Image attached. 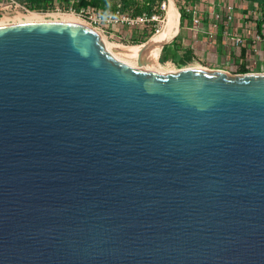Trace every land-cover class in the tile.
Instances as JSON below:
<instances>
[{
  "label": "water",
  "instance_id": "obj_1",
  "mask_svg": "<svg viewBox=\"0 0 264 264\" xmlns=\"http://www.w3.org/2000/svg\"><path fill=\"white\" fill-rule=\"evenodd\" d=\"M152 48L0 26V264H264V72H147Z\"/></svg>",
  "mask_w": 264,
  "mask_h": 264
},
{
  "label": "rangeland",
  "instance_id": "obj_2",
  "mask_svg": "<svg viewBox=\"0 0 264 264\" xmlns=\"http://www.w3.org/2000/svg\"><path fill=\"white\" fill-rule=\"evenodd\" d=\"M186 1L188 0H174L180 14V27L178 33L169 37L160 47L156 63L164 68V72L158 73L173 74L194 66L209 70H224L232 77L239 74L264 72V40L255 41L254 36L258 21L262 20L264 16L261 5L250 0H238L240 11L237 15L239 17H236L239 18V21L246 22L250 29L246 35L242 34L245 37L244 45L236 47L231 38L224 37V41L216 40L217 47L213 46L211 42H206V45L199 48L194 43V39L189 38V42H183L184 46L176 48L174 41L184 36L183 26L185 27L188 22L184 8ZM189 1L196 2V0ZM228 1L231 3L237 0ZM81 2L82 0H0V21L6 25L21 23V20L18 19L31 12L39 14L41 19L46 21H57V19L71 14L78 17L82 23L96 29L108 49V43L117 47L122 45V48L144 45L158 34V30L162 32L165 29L170 18V0H111V4L108 6ZM79 4H83V7L78 11L76 6ZM238 8H235V13ZM118 10L120 14H117ZM204 14H207L205 10ZM111 16L114 21L122 17L130 18V20L123 25L115 23L106 26L105 20ZM140 18L145 21H140ZM214 18L216 19L215 15ZM101 28H104L105 31H101ZM232 31L236 33L235 30L232 29ZM207 52H211L213 55L207 57L205 56ZM241 65H244L245 69Z\"/></svg>",
  "mask_w": 264,
  "mask_h": 264
},
{
  "label": "bare ground",
  "instance_id": "obj_3",
  "mask_svg": "<svg viewBox=\"0 0 264 264\" xmlns=\"http://www.w3.org/2000/svg\"><path fill=\"white\" fill-rule=\"evenodd\" d=\"M169 15H170V18H169V21H168L165 29L162 32H159L158 34L154 35L150 41V43L153 44V48L147 53V55L149 57V60L151 62H153V64L148 65V67L146 69L147 72H154V73H158V72L163 73L164 72V68L161 65H157L156 56L160 52V47L165 43V41L169 37L176 35L179 31V27H180L179 15L180 14H179V11L177 9V6L175 5L174 0H170ZM18 20H21L20 21L21 23L46 21V20L41 19L40 15L35 13V12H31V13L27 14L25 17H22ZM57 21L74 23V24H81V25L87 26L85 23H82L78 19V17L71 15V14L65 15V16L61 17L60 19H57ZM15 24H18V23H15ZM4 25H6V23H3V21H0V26H4ZM108 44H109L108 50H109V52H111L112 56L122 60L121 62L129 64L130 66H132L135 69L139 68L138 67V58H139L140 52L143 49L144 45L122 48V45H120L121 47H117L112 43H108ZM191 68L200 69L201 67L200 66H194Z\"/></svg>",
  "mask_w": 264,
  "mask_h": 264
},
{
  "label": "crops",
  "instance_id": "obj_4",
  "mask_svg": "<svg viewBox=\"0 0 264 264\" xmlns=\"http://www.w3.org/2000/svg\"><path fill=\"white\" fill-rule=\"evenodd\" d=\"M195 2V1H194ZM198 2V3H197ZM196 3L198 4L199 8L201 11L200 13V19L198 20V22L196 24L191 23V21L188 19L187 24L185 25V27L183 26V30H184V36H182V38H178L176 41H181L182 42H189L191 38L194 39V43H196L198 45L199 48H201V46H203L204 44L206 45V42H210L209 38H208V34L210 29H213V25L217 24L216 27H214L215 33H216V40L221 39V40H225L224 37V25L217 23L216 19L214 18L215 13L213 12L214 7L218 5V0H196ZM228 3V0H224L222 2L223 6H226ZM232 4L235 5V7L238 8V10L236 11V16L238 15V12L240 11V5L238 0L235 2H231ZM221 5L220 8V12H223V6ZM204 10L206 11V13L209 15V17L207 18V14H204ZM205 16V17H204ZM235 16V21L231 24V28L233 30H235V32L237 34H244L246 35V33H248L250 31V29L248 28L249 25L243 20H238L237 16ZM183 35V34H182ZM196 41V42H195ZM217 44V43H216ZM216 44H212L213 46L217 47ZM222 46V45H221ZM209 51V50H207ZM208 53V54H207ZM205 54V56L207 57H211V55H213L211 52H207Z\"/></svg>",
  "mask_w": 264,
  "mask_h": 264
},
{
  "label": "built area",
  "instance_id": "obj_5",
  "mask_svg": "<svg viewBox=\"0 0 264 264\" xmlns=\"http://www.w3.org/2000/svg\"><path fill=\"white\" fill-rule=\"evenodd\" d=\"M223 1L224 0H218V2H220V3H218V5L214 7L215 9L213 10V12L215 13L216 21L219 24L223 23V25L225 26L224 27V29H225L224 35H225V37L231 38L233 40L234 46H236V47L242 46L245 43V37H243L240 34L234 33L232 31V28H231V24L234 22L235 16H236V13H235L236 7L232 3H228L226 6H223L222 5ZM221 5L224 7V13L219 11L221 8ZM184 8L186 11L185 13L188 16V19L191 21V23L196 24L198 22V20L200 19V13H201V10H200L198 4L196 2L188 0L185 2ZM117 14H120L119 10L117 11ZM129 20H130V18L122 17V18H118L114 21L112 19V16H111L108 20H105V25L107 26V25H111V24H115V23H117V25H121V24L123 25L124 23H126V21L128 22ZM139 20L142 22L145 21V19H143V18H140ZM216 25L217 24L213 25V27H212L213 29H210L209 34H208L209 41L212 44L217 43L216 33L214 30V27H216ZM256 28L257 29L254 32L255 33L254 36L256 39L255 41L258 40L259 42H261L264 40V36L258 32V27H256ZM101 31H105L104 28H101ZM157 32L159 33L160 31L158 30ZM263 32H264V26H263ZM174 42H175L176 48L184 46V43L182 42V40L181 41L175 40Z\"/></svg>",
  "mask_w": 264,
  "mask_h": 264
},
{
  "label": "trees",
  "instance_id": "obj_6",
  "mask_svg": "<svg viewBox=\"0 0 264 264\" xmlns=\"http://www.w3.org/2000/svg\"><path fill=\"white\" fill-rule=\"evenodd\" d=\"M250 1H252V2H254V3H257V4L261 5V7H262V11H263V13H264V0H250ZM81 3H83V4H85V3H91L92 5H99V4H102V5H106V6H108V5L111 4V0H82ZM83 4H82V5H83ZM82 5H81V4L77 5V6H76V10H78V11L81 10V8L83 7ZM263 26H264V16H263L262 20L260 19V20L258 21V32H259L261 35L264 36ZM241 66H242L243 69H245L244 65H241Z\"/></svg>",
  "mask_w": 264,
  "mask_h": 264
}]
</instances>
